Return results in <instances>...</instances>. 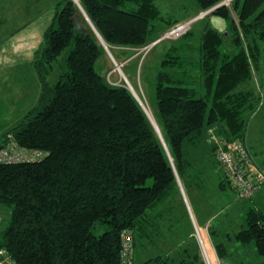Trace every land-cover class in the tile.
Wrapping results in <instances>:
<instances>
[{
    "label": "trees",
    "instance_id": "1",
    "mask_svg": "<svg viewBox=\"0 0 264 264\" xmlns=\"http://www.w3.org/2000/svg\"><path fill=\"white\" fill-rule=\"evenodd\" d=\"M62 1L34 53L36 105L0 137V149L13 145L37 155L0 163V206L11 211L9 224L0 231V249L12 264H122L125 231L132 233L133 248L138 239L152 242L147 214L179 193L174 170L183 187L188 166L184 141L194 142L204 125L222 139L244 141L246 114L260 96L238 87L260 67L264 0H231L229 6L220 5L223 0H195L199 12L213 8L206 18L228 23L225 32L205 27L194 36L190 29L169 42L155 79L154 117L174 170L124 83L111 85L96 72L105 50L76 3ZM77 2L110 49L143 48L178 22L165 20L154 0ZM55 63L60 73L51 85ZM225 184L221 180L219 188ZM97 229H102L99 235ZM208 232L212 238L214 232ZM225 239L253 247L264 258V213L247 210L244 225ZM230 244L213 242L219 264H243L229 260ZM141 264L205 263L198 255L178 261L160 255Z\"/></svg>",
    "mask_w": 264,
    "mask_h": 264
},
{
    "label": "rangeland",
    "instance_id": "2",
    "mask_svg": "<svg viewBox=\"0 0 264 264\" xmlns=\"http://www.w3.org/2000/svg\"><path fill=\"white\" fill-rule=\"evenodd\" d=\"M61 1L0 0V137L36 105L39 94V83L32 70V64L30 68L28 65H11L8 52L15 40L6 38L12 30L23 27L28 21L39 24V31L43 33L52 24L55 7ZM154 3L161 16L165 20H177L175 24L198 17L201 13L195 0H154ZM63 6L62 1L59 11ZM212 10L213 8L208 11ZM208 14L192 24L194 36L199 35L205 27H216L225 32L228 23L218 18H206ZM232 19L237 20L235 13L232 14ZM169 42L163 41L148 51L110 49L107 46L110 54L105 52V56L100 57L95 65L96 72L111 85L121 82L125 85L124 78L128 81L157 129L154 117L157 116L155 79L157 73L163 70L160 65L165 58ZM70 48L71 46L62 51L58 62L65 58ZM226 50V45H223L222 51ZM31 55L34 56L33 53ZM59 73V66L55 63L54 70L48 77L49 84L55 82ZM243 89H250L256 96H260L252 111L246 114L245 137H249L264 154V44L260 67L251 80L238 87V90ZM208 139L209 132L204 125L194 142L184 141L182 155L188 163L182 178L185 209H167L173 205L171 197L148 212L149 226L146 231L154 237L152 242L137 238L133 250L135 264L160 255H168L174 261L189 260L198 255L205 264H219L213 242L229 245L225 234L233 235L244 225L247 210L255 209L264 213V187L250 199L239 198L228 184H225L223 189L219 188L220 181L225 178L215 161ZM147 185H151V180H148ZM10 218V208L0 206V231L7 227ZM208 228L210 232H214L212 238ZM101 232L102 229H97L94 234L99 235ZM155 234L158 237H155ZM230 251L232 254L229 260L235 263L264 264V258H259L253 247L242 248L239 244L231 243ZM230 261L229 263H233Z\"/></svg>",
    "mask_w": 264,
    "mask_h": 264
},
{
    "label": "built area",
    "instance_id": "3",
    "mask_svg": "<svg viewBox=\"0 0 264 264\" xmlns=\"http://www.w3.org/2000/svg\"><path fill=\"white\" fill-rule=\"evenodd\" d=\"M231 0H223L220 5L229 6ZM209 11H204L198 17L175 24L166 30L156 41L140 48L150 50L163 41H176L185 35L192 24L203 18ZM139 50V49H138ZM209 132V144L213 147V156L219 165L225 180L233 191L241 199L252 197L258 190L264 187V159L260 161L250 151L249 147L242 140L235 139L228 141L222 139L211 128ZM35 154H28L17 151L13 145L0 149V163H17L33 160ZM120 257L122 264H132L133 238L130 231L122 234ZM0 264H12L6 257L5 251L0 249Z\"/></svg>",
    "mask_w": 264,
    "mask_h": 264
},
{
    "label": "crops",
    "instance_id": "4",
    "mask_svg": "<svg viewBox=\"0 0 264 264\" xmlns=\"http://www.w3.org/2000/svg\"><path fill=\"white\" fill-rule=\"evenodd\" d=\"M218 29L221 30L220 28H218ZM44 31H43V33H44ZM43 33L39 31V24L37 25L36 22H30V21H28L26 23V25H24L23 27L17 28V30H12L10 32V34L8 35V37L6 38V39H8V38L12 39L11 41L15 40V42L12 44V46L8 52L9 57L11 59V65H14L16 67L20 66V65L25 67L26 65H28V67L30 68V65L32 64L33 57H34L31 54L33 53V55H34V53L38 49L39 45H41L40 44V37H41V35L43 36ZM41 39H42V37H41ZM2 50H1V52H2ZM244 142L249 147L252 154L255 157H257V159H259L260 161H262L264 159V154H262L263 153L262 150L260 148H257L251 142L249 137H245ZM258 156H260L261 158H258ZM179 182H180V180H179ZM180 185H181L182 191H180V189H179V193L172 195V197H173V203L172 204H173L174 208H176V209H185V204H184V200H183L185 193H184L181 182H180ZM260 190H258L257 192H259ZM254 195H252V197ZM252 197H250V198H252ZM181 202L183 203V205L181 204ZM155 237H158V236L155 234ZM152 240H153V238H152Z\"/></svg>",
    "mask_w": 264,
    "mask_h": 264
},
{
    "label": "water",
    "instance_id": "5",
    "mask_svg": "<svg viewBox=\"0 0 264 264\" xmlns=\"http://www.w3.org/2000/svg\"><path fill=\"white\" fill-rule=\"evenodd\" d=\"M73 1L76 3L78 9L80 10L81 14L84 16V18L86 19V21L89 23V25L91 26V28L94 30V32H95L97 38L99 39L100 44L103 46L105 52L108 53L107 48H106V46H105L103 40L101 39V37L99 36V34L96 32V30H95V29L93 28V26L91 25L90 21L88 20L87 16L85 15L84 11L82 10V8H81V6L79 5V3L77 2V0H73ZM108 54H109V53H108ZM110 56H111V55H110ZM124 81H125L126 88L130 91V93L133 95V97L137 100V102L139 103L140 107H141L142 110H143V107H142V105L140 104L139 100L136 98L135 93H134V91L132 90V87L130 86V84L128 83V81H127L125 78H124ZM143 111H144V110H143ZM144 113H145V115L147 116V114H146L145 111H144ZM147 119H148V121L150 122L148 116H147ZM150 124H151V122H150ZM151 125H152V124H151ZM152 127H153V126H152ZM153 128H154V127H153ZM154 130H155V128H154ZM155 132H156V130H155ZM162 141H163V140H162ZM160 142H161V141H160ZM161 143H162V142H161ZM163 143H164V141H163ZM162 145H163L164 150H165V152H166L167 158H168V160H169V162H170V164H171V166H172V168H173V170H174V166H173L172 158H171L170 155H169V152H168V150H167V147H166L165 143L162 144ZM174 174H175V178H176V182H177L178 188L180 189V191H182V189H181V185H180V182H179V179H178V176H177L175 170H174Z\"/></svg>",
    "mask_w": 264,
    "mask_h": 264
},
{
    "label": "bare ground",
    "instance_id": "6",
    "mask_svg": "<svg viewBox=\"0 0 264 264\" xmlns=\"http://www.w3.org/2000/svg\"><path fill=\"white\" fill-rule=\"evenodd\" d=\"M107 48V47H106ZM107 51H108V49H107ZM108 53H109V51H108ZM110 54V53H109ZM135 93V92H134ZM135 96H136V94H135ZM136 98L139 100V98L136 96ZM139 102H140V104H141V101L139 100ZM142 105V104H141ZM142 107H143V105H142ZM143 110L145 111V109H144V107H143ZM146 112V111H145ZM148 116V115H147ZM149 118V117H148ZM150 120V119H149ZM151 122V121H150ZM151 124H152V126L155 128V130H156V134L158 135V137L160 138V141L162 142V144H164L163 143V141H162V137H161V134H160V132H159V130L156 128V126L151 122Z\"/></svg>",
    "mask_w": 264,
    "mask_h": 264
}]
</instances>
